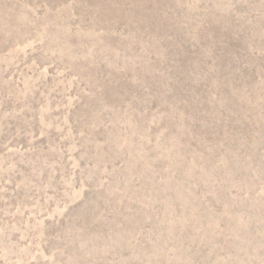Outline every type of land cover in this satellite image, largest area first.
<instances>
[{
    "label": "rangeland",
    "instance_id": "1",
    "mask_svg": "<svg viewBox=\"0 0 264 264\" xmlns=\"http://www.w3.org/2000/svg\"><path fill=\"white\" fill-rule=\"evenodd\" d=\"M0 264H264V0H0Z\"/></svg>",
    "mask_w": 264,
    "mask_h": 264
}]
</instances>
